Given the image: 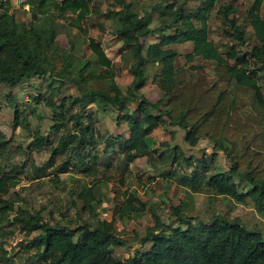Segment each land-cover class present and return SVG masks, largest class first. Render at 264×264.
I'll return each mask as SVG.
<instances>
[{"label": "trees", "instance_id": "1", "mask_svg": "<svg viewBox=\"0 0 264 264\" xmlns=\"http://www.w3.org/2000/svg\"><path fill=\"white\" fill-rule=\"evenodd\" d=\"M114 2L120 9L109 11L107 18L116 21L115 35L123 43L124 51L137 60L133 96H142V89L152 80L164 93L156 103L144 97L135 102L117 83L114 63L102 45L88 37L86 23L93 14L88 0H29L27 4L33 10L30 23L18 22L9 11L0 14V86L15 88L33 78L48 76L79 90L76 97L59 99L60 87H51L46 99L53 113V130L67 131L56 147H51L52 159L67 153L76 158L74 166L89 176L105 160H112V165L113 158L129 168L135 160L155 152L153 134L167 122L183 129L185 140L192 147L203 139H214L215 150L223 151L231 162L229 171L210 175L208 159L195 158L199 165L193 168L190 178L186 177L194 188L206 182L217 196L231 197L240 203L250 199L259 210H264V93L260 83L264 79V0H254L249 10L228 19L244 51L233 49L227 56L210 39L203 0ZM206 2L213 5L215 0ZM147 6L170 18V23L152 29L153 13ZM39 18H43V29L34 27ZM60 20L88 39L94 59L79 66L70 61L69 51L55 39V22ZM244 24H250L252 31L243 32ZM159 33L164 34L159 43L146 47L141 42L142 38ZM182 55L187 64L197 57L214 62L215 75L195 68L198 77L189 81L188 71L179 61ZM131 104H137V108H131ZM92 105L95 109L90 108ZM109 106L118 111L120 122L128 124L129 137L102 136L96 127L97 114L106 112ZM73 109L78 110L75 115L70 114ZM16 115L21 116L18 108ZM101 143L105 151L100 153ZM5 144L0 133V158ZM47 145L50 137L37 135L31 146ZM172 154V165L185 163L190 169L195 162L178 148ZM69 165L70 160L57 171L65 174ZM15 168L22 167L15 164ZM206 172L207 181L203 176ZM236 180L250 185V190L241 193ZM16 185V178L5 173L0 163V196ZM96 188L97 185L87 186L79 194L85 212L94 211ZM143 206L135 194H129L117 215L124 219L140 214ZM12 210V205L5 201L2 215ZM172 214L180 222L178 226L156 218L155 226L147 230L142 241L151 246L124 261L113 254L116 247L126 244L113 222L98 220L92 225L84 221L72 229L60 222L52 224L39 214H28L19 221L27 235L39 233L31 242L35 249L32 264H264V235L259 229H249L228 215L214 216L209 223L195 222L182 207L174 208Z\"/></svg>", "mask_w": 264, "mask_h": 264}, {"label": "rangeland", "instance_id": "2", "mask_svg": "<svg viewBox=\"0 0 264 264\" xmlns=\"http://www.w3.org/2000/svg\"><path fill=\"white\" fill-rule=\"evenodd\" d=\"M28 1L0 0V14L9 11L18 22L30 23L33 21V10L27 4ZM88 1L93 9V14L86 23L88 37L98 41L114 63L115 79L126 96L137 103L142 97L154 103L161 100L164 93L152 84V80H149L142 89V96H133L131 87L137 60L132 53L124 51L123 43L115 35L116 21L107 18L109 11H117L120 7L114 0ZM203 1L202 7L207 10L206 24L210 39L215 42L222 54L227 56L233 49L244 51L228 19L237 18L249 10L254 0H215L213 5L206 0ZM147 9L153 13L152 29L170 23V18L160 16V11H153L148 6ZM261 14L264 18V4ZM42 19L35 21L34 27L43 29ZM55 23L57 30L55 39L60 47L69 51L73 64L79 66L88 59H94L85 36L77 29L71 28L64 20ZM200 25L203 27V23ZM241 30L249 33L252 28L250 24H244ZM170 33L167 31V34ZM163 35L159 33L142 38L141 42L147 47L159 43ZM179 61L187 69L189 81H196L198 77V70L195 68H200L210 76L215 75L216 64L212 61L197 57L194 62L187 64L185 55H182ZM230 62L234 63L233 60ZM260 83L264 93L263 78ZM51 87H60L59 99L79 95L78 88L73 84H61L48 76L33 78L15 88L0 86V133L6 141L0 163L3 171L14 176L17 182L8 194L0 196V264L35 262V249L32 248L31 242L39 233L27 235L19 221L20 218L28 217V214L31 216L39 214L52 224L60 222L72 229L84 221L92 225L98 220L113 222L117 234L126 242L124 246L116 247L113 254L123 261L151 246V243L143 244L142 241L147 230L155 226L156 218L167 225L178 226L180 222L172 213L174 208L179 207H182L185 215L195 222L209 223L214 216L228 215L249 229H259L264 235V210H259L252 200L240 203L231 197L217 196L206 182L194 188L190 181L186 180V177H191L193 168L199 165L195 158L208 159L207 169L210 170V175L229 171L231 162L223 151L215 150L214 139H203L198 146L192 147L185 140V131L167 122L153 134L155 152L135 160L129 168H125L121 161L113 158L112 165L110 164L112 160H105V164H101L89 176L83 173L82 168L74 166L77 165L76 158L70 157L67 153L56 155L52 159L51 147H56L59 139L67 131L58 133L53 130V113L46 103ZM67 104L70 105L69 101ZM93 107L95 106H90ZM17 108L21 111L20 117L16 115ZM131 108L136 109L137 104H131ZM164 108L162 105L161 109ZM77 111L73 109L70 114L75 115ZM118 118V111L111 106L106 112L97 114L96 127L102 136L129 137L128 124L120 122ZM71 125L72 120L69 121V130ZM37 135L50 137V145L31 146L35 143ZM99 146L100 153L104 152V143ZM175 148L183 150L187 158L195 159L190 169L184 162L172 165L174 158L172 153ZM121 159L122 157H119V160ZM68 160L69 172L60 174L57 171L58 167ZM15 164L22 168L17 170ZM203 176L207 181L209 174L206 172ZM236 182L241 193L250 190V185L239 180ZM92 185H97L93 202L94 211L88 213L83 209L84 203L79 200V194L85 187ZM129 194L137 196L144 205L141 207L143 210L140 214L119 218L117 210ZM5 201L12 205L13 210L3 216L1 209Z\"/></svg>", "mask_w": 264, "mask_h": 264}]
</instances>
